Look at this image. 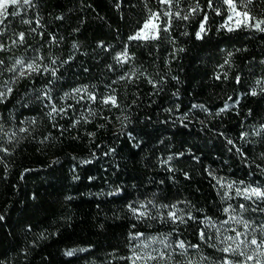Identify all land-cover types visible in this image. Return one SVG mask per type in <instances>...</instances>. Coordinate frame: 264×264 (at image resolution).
Masks as SVG:
<instances>
[{"label": "trees", "instance_id": "trees-1", "mask_svg": "<svg viewBox=\"0 0 264 264\" xmlns=\"http://www.w3.org/2000/svg\"><path fill=\"white\" fill-rule=\"evenodd\" d=\"M235 2L264 21V0ZM153 14L157 35L130 39ZM228 15L224 0L7 6L0 264H264V23Z\"/></svg>", "mask_w": 264, "mask_h": 264}, {"label": "snow or ice", "instance_id": "snow-or-ice-1", "mask_svg": "<svg viewBox=\"0 0 264 264\" xmlns=\"http://www.w3.org/2000/svg\"><path fill=\"white\" fill-rule=\"evenodd\" d=\"M24 2H25V3H28V2H30V0H24ZM163 2L168 3V2H170V0H163ZM224 2H225L226 4H228V5L232 8V10H233L234 12L236 11V6H235V4H234V0H224ZM16 3H18V0H0V16H4V15L7 14V6H8L9 4H13V5H14V4H16ZM197 7H198V5H197ZM193 11H195V9H193ZM236 15L239 16V15H241V13L236 12ZM243 16H244L245 18H248V13H247V12L243 13ZM154 18H158V17H156V14H153V17H150L149 20L144 24V26H143L144 29L149 28V26L152 24V20H153ZM185 18H187V17H185ZM229 19H231V17H229ZM238 23H240V21H238ZM260 23H264V21H262V22H260ZM260 23H258V24L256 25L257 28H260ZM153 27H154V25H153ZM229 30H231V29H229ZM142 31H143V29H142ZM203 31H204V25L201 24L200 32H197V34H196L198 38L200 37V33L203 32ZM138 38H141L140 33H137V36H135V37H130V39H138ZM20 39H21V40L23 39V34H21ZM125 55H126V53H125ZM18 63H20V62H18ZM28 68L31 69V70H33V71L36 70L35 66L32 65V64H29V65H28ZM21 75H23V72H21ZM9 91H10V89H9ZM253 94H255V93H253ZM108 100H111V102H112L113 104H115V97H109ZM108 100H106L105 103H107ZM230 143H231V142H230ZM252 194H253V195H256V196L264 195V193H261L259 189H252ZM169 215L172 216L173 218H175V213H174V212L170 213ZM238 222H239V221H238ZM245 227L247 228L248 225L245 224ZM202 235H203V234H202ZM240 235H241L240 233H237V234H236V238H239ZM226 239H228V240H233L234 238H233V237H227ZM251 244H253V245L257 244L256 239H252V240H251ZM179 247H181V248L184 247L183 242H181V243L179 244ZM230 250H231V251H234V249H231L230 247H226V248L224 249L225 252H228V251H230ZM67 255H72V253H71V252H68ZM248 258L251 259V257H248Z\"/></svg>", "mask_w": 264, "mask_h": 264}, {"label": "rangeland", "instance_id": "rangeland-1", "mask_svg": "<svg viewBox=\"0 0 264 264\" xmlns=\"http://www.w3.org/2000/svg\"><path fill=\"white\" fill-rule=\"evenodd\" d=\"M234 4L236 6V11L235 12L228 5V7H229V15H228L227 20H226V25H227L228 28H237V27H240V26H254V27H256V25L258 23H260V21L257 18L252 17L248 12H247L248 13V18H245L243 16V13H245V12L240 10L237 7V4H236L235 0H234ZM236 12L241 13V15L237 16ZM151 17H153V16H151ZM229 17H231V19H229ZM238 21H240V23H238ZM153 25H154V27H153ZM142 29H143V31H142ZM157 32H158V18H154L152 20V24L149 26V28L144 29V27H142L137 33H140L141 38H152V37H155L157 35ZM137 33L135 34V36H137Z\"/></svg>", "mask_w": 264, "mask_h": 264}]
</instances>
